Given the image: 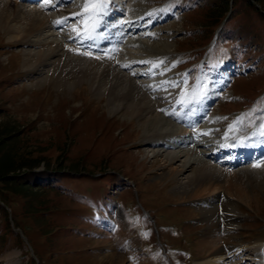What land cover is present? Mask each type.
<instances>
[{
	"label": "rangeland",
	"instance_id": "obj_1",
	"mask_svg": "<svg viewBox=\"0 0 264 264\" xmlns=\"http://www.w3.org/2000/svg\"><path fill=\"white\" fill-rule=\"evenodd\" d=\"M77 1L71 0L67 4L69 7L74 5L79 8ZM123 1L126 4L119 6ZM134 1L130 4V0H116L118 3L113 4V7L118 12H115L117 16L131 17L130 13L136 9L139 12L137 16L141 15L144 19L148 15L147 11L155 10L161 7L156 5L170 1L175 13L173 17H165L155 23L150 29L153 36L145 35L151 46L149 56L167 54L168 77L174 81L184 76L183 80L188 78L190 86L195 83L201 60L185 67L188 64L185 61L190 59L189 50L185 49L205 44L213 25L219 23L217 20L220 15L230 7L232 10L227 26L234 24L231 37L238 39L235 44L236 56L233 61L229 59L228 56L233 57V42L230 39L221 41L220 37L213 47L211 58L214 60L217 56L224 55L221 58L222 64L231 60L234 63L229 62V66H233L232 70L238 72L244 69L241 72L249 74L239 77L232 86L238 98H249L256 92L259 93V88L264 85V58L258 57L260 51L264 55V0H197L198 5L193 9L194 3L190 0ZM71 9L63 6L62 10ZM76 10L72 9L69 13ZM168 11L169 9H162L160 15L163 16ZM153 15L151 13L148 17ZM139 24L144 25V22ZM225 33L226 30L223 29L222 34ZM134 35L138 37L140 34ZM134 37H127L126 41H133ZM251 37L260 50L257 46L251 47ZM227 42H230L228 47ZM162 43H167L169 47H162ZM25 46L8 38L0 29L2 264H114V259L118 264H133L128 255L138 246L136 238L134 241L130 240L132 228L144 245L150 244L153 239L163 242L168 258L177 262L180 251H185L192 242L190 237L183 236L176 219L189 215V207L184 204L185 199L182 197L189 198L190 195L184 191L179 194L173 179L160 174V159L152 156L150 151L153 147L142 139V126L136 119L130 120V116L109 112L105 100L91 91L86 83H76L66 89L63 85H53L47 79L39 82L42 73L22 66ZM126 46L127 44L119 51L126 49L141 59L144 58L135 45L125 48ZM208 64L205 66L207 73L203 77L207 81H213L219 68ZM163 72H155L156 77H160L159 84L153 82L157 86V93L161 92L162 95L163 88H170L169 84H162V80H168ZM162 98L155 99L162 101ZM196 104H191L192 110ZM225 107L230 108L228 104ZM262 110L264 103L248 107L244 110L243 119L251 118L253 121ZM163 118L169 120L164 116ZM172 124L174 123L171 122V127ZM121 174L129 178L130 184L118 183L122 180L121 177L118 178ZM230 176L227 175L228 178ZM249 179L252 187L248 189L252 191L256 189V185H260V181L264 182V174L255 177L249 171ZM108 185L112 188L116 185L118 193L112 195ZM260 190L261 202L258 205L238 199L233 205H228L225 201V205L236 213L241 211L238 214L241 216L246 212H257L264 217V186ZM113 201L122 207L123 218L127 217V221L132 222L126 228L120 224L122 232L114 231L103 222L104 218L113 214ZM118 218L120 222V217ZM11 222L17 231H10L8 227ZM99 230L103 234L100 235ZM6 235H9V242L4 247L2 244ZM238 236L239 234L236 235ZM113 241L116 244V241H120V245L113 248ZM193 248L197 255L206 256L210 252V249L201 248L200 239L195 241ZM143 257L146 256L136 257L135 260L140 261L138 264L147 263ZM36 258L38 263H35ZM158 259L161 261L162 256L158 255Z\"/></svg>",
	"mask_w": 264,
	"mask_h": 264
},
{
	"label": "bare ground",
	"instance_id": "obj_2",
	"mask_svg": "<svg viewBox=\"0 0 264 264\" xmlns=\"http://www.w3.org/2000/svg\"><path fill=\"white\" fill-rule=\"evenodd\" d=\"M52 1L55 4H59L63 3L64 0H48L47 4ZM26 5L18 2L12 3V0H0V29L3 33L7 34L8 38L15 39L23 43V45H26L23 53L22 66L35 69L38 73H42V78H40L39 82L42 83V81L47 79L50 80L53 85L57 87L63 85L66 89L76 83L83 82L88 84L91 91L96 93L100 99L105 100V106L109 112L113 114L120 112L122 115L130 116V120L136 119L139 125L142 126V139L146 142H149L151 138L163 141L166 136L170 135H176V137H178L183 132L185 133V130L188 131L190 129L189 127L191 126L188 128H177L174 124H172L171 127V122L164 119L163 116L159 114V111L163 112V110L157 112V108L160 107V105L161 108L165 106V104H163L164 100H160L162 97L164 98V95H162L159 90L158 94L157 88H155L157 86L153 84V82L158 83L160 77H156L152 64H150L151 66L147 65L146 67H140L142 61L148 63L153 58L152 56L141 59L138 55H134L126 49L124 50L125 52H120L119 50H122V47L118 50L114 49L113 46L116 42L110 40L106 42L108 44L103 48L105 52H103V56L100 58L90 59L87 55H72L64 50L65 43L58 39V37H55L52 32H49V27L53 26V24L48 25L47 16L49 15L54 23L55 21L62 20V23L56 24L64 28H69L70 25L76 24L74 27L67 30L66 33L72 34L73 39L77 42L78 39H92L93 36L96 37V35H94L95 31L94 34L91 33L90 37L84 33L83 29L79 34L80 29H78L77 26L83 23L81 17L76 16L78 18L77 23L66 22V19L73 17L72 13L81 12L83 8L69 13L73 8L71 10H62L63 6H59L45 13L41 12L40 9L41 6L44 7L42 2L38 3L36 6L28 5L30 6L28 7ZM162 9L168 10L167 7L161 6L155 10L152 9L151 11H147L146 14L152 13L154 14L153 17L149 18L148 15L145 14L146 17L143 19V16L139 15L136 17L133 27H128L129 31L126 32L127 37H131L132 39L135 33L140 34L139 36L137 35L138 37H134L133 41H129V45H135L134 47L141 51V55H150L148 50L151 46H149L147 38H144L143 35L144 33H148L145 32L146 27L152 23L154 16H162L160 15ZM106 12L109 14L107 8ZM106 12L100 20V23H108V21L105 20L107 16ZM165 15L166 14L163 16ZM146 18L147 20H145ZM140 22H144V25L139 24ZM81 26H83V24ZM124 28L123 26V29ZM74 29H76L75 31H78V33L73 34ZM133 30L135 31L133 32L134 34L130 33V31ZM103 37L104 36H102V38ZM127 37H125L124 40ZM81 46L83 47V45ZM161 46L169 47L167 43H162ZM125 48H127V46ZM160 50L158 51L160 52ZM143 51H146V53ZM134 63L138 65L130 69L132 70V76H129L122 69L124 67L133 66ZM37 68L40 71H38ZM162 82L167 84L170 83L168 80H162ZM169 87L171 88L170 85ZM170 88L165 90L167 96L170 94ZM156 97L160 99L157 100L155 99ZM167 99H169V97ZM204 100L205 99L199 100L194 110H192L190 105L188 114H195L197 106L201 102H205ZM185 113L187 112L185 111ZM261 121H264V117L258 120L254 130L250 132L248 131L249 126L244 128L240 127V129L234 131H228L226 133L227 136L225 134L220 137L217 145L225 146L226 148L228 144L233 143V139L237 141V145H239V141L243 140L244 137L251 138L258 135ZM195 123H197V121H195ZM253 133H255V135H253ZM176 140L177 139L174 137L173 141L175 142ZM160 144H163V142ZM157 147L158 148H153L150 152L155 159H160L158 165L160 174L173 179L174 187L179 190V194L184 191L190 195V198L209 197L220 189H224L222 192L230 194L240 201L246 203L252 201L257 205L260 204V187L264 186V182L260 181V185H256V189L249 191L248 188H251L252 185L249 184L251 181L249 179V171L251 172V170L248 168H244L242 173L235 172L230 174L231 178H228L227 172H222L217 169L214 164L205 157V154L201 152V148L187 147L181 150L180 147L179 149L176 148V145L172 147L167 146L163 149L159 146ZM222 153V151H218L220 163H224L226 159L230 161V159L233 158V154L224 157ZM246 172H248L247 175ZM214 230L215 228H212L213 232ZM207 232H209V230ZM218 242V236L214 234H209L201 238V248L203 250L210 249V252L208 255L200 258L196 264H225L228 259L225 254H222V247L217 246ZM258 245V242H254L250 245L239 244L235 247V250L239 251L246 247L252 248L255 252L249 259L254 260L257 264H263L259 257L262 256V254L258 252ZM8 256L6 257L7 259L9 258ZM113 263L118 264L119 262L114 259ZM7 264L17 263L10 262Z\"/></svg>",
	"mask_w": 264,
	"mask_h": 264
},
{
	"label": "snow or ice",
	"instance_id": "obj_3",
	"mask_svg": "<svg viewBox=\"0 0 264 264\" xmlns=\"http://www.w3.org/2000/svg\"><path fill=\"white\" fill-rule=\"evenodd\" d=\"M108 2L109 0H84L83 9L81 10V12L72 14L73 16H79L82 18L84 33L87 34L89 37L91 33L95 31V29L99 26V22L106 12V7ZM45 3L47 4L48 0H45ZM148 15H151V13H148ZM62 22H63L62 20L55 21V23H62ZM75 30L76 29H74V31ZM83 54L88 55V53H83ZM142 63H147V62L142 61ZM202 95L203 93L199 88L193 87L190 93L182 92V96H185V99L181 100L180 103H187L188 105H191L193 103H198ZM240 122L241 121H237L236 123H240ZM232 128L233 125H230L229 129L231 130ZM253 135H255V133H253ZM259 135L261 137H264V121H261L259 124ZM245 140H247V137H244L243 140L239 141V146H243ZM233 143H237V141H233ZM254 167H260V165L257 164L254 165Z\"/></svg>",
	"mask_w": 264,
	"mask_h": 264
},
{
	"label": "trees",
	"instance_id": "obj_4",
	"mask_svg": "<svg viewBox=\"0 0 264 264\" xmlns=\"http://www.w3.org/2000/svg\"><path fill=\"white\" fill-rule=\"evenodd\" d=\"M228 2V1H227ZM247 2H249L248 0H247Z\"/></svg>",
	"mask_w": 264,
	"mask_h": 264
}]
</instances>
